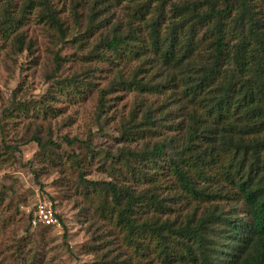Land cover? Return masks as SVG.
<instances>
[{"label":"rangeland","instance_id":"obj_1","mask_svg":"<svg viewBox=\"0 0 264 264\" xmlns=\"http://www.w3.org/2000/svg\"><path fill=\"white\" fill-rule=\"evenodd\" d=\"M26 1L0 0V20L9 8L21 22L10 34L0 31V264H134L122 247L121 228L98 197L105 194L104 183L135 196L174 197L168 201L171 219L195 208L179 197L168 172L149 181L151 173L141 177L133 159L173 132L176 113L154 134L143 136L147 128L141 124L149 108L156 118L169 114L175 107L167 103L169 94L111 90L119 74L144 83L165 80L149 57L116 62L103 43L116 24L128 28L134 8L145 0H50L65 40L45 19L39 0L28 8ZM179 1L187 0H173L169 16ZM255 4L264 17V0ZM92 9L104 21L90 30ZM43 197L53 203L59 226L32 227ZM152 214L141 212L140 222Z\"/></svg>","mask_w":264,"mask_h":264},{"label":"trees","instance_id":"obj_2","mask_svg":"<svg viewBox=\"0 0 264 264\" xmlns=\"http://www.w3.org/2000/svg\"><path fill=\"white\" fill-rule=\"evenodd\" d=\"M172 1L137 4L128 28L116 24L103 43L116 62L149 57L162 69L163 83L119 74L111 90L169 94L167 103L175 106L169 114L156 118L149 108L141 124L147 128L143 136L154 134L176 113L173 132L133 159L141 177L151 173L149 181L168 172L179 197L195 208L171 219L168 201L174 197L135 196L113 183H104L105 194L98 197L121 228L122 247L134 264H264V17L256 0L179 1L169 16ZM33 4L27 0L25 8ZM38 5L65 40L50 0ZM95 11L90 30L104 21ZM20 23L5 9L0 31L10 34ZM16 40L21 48L22 37ZM32 141L49 147L39 137ZM141 212L153 214L140 222Z\"/></svg>","mask_w":264,"mask_h":264},{"label":"built area","instance_id":"obj_3","mask_svg":"<svg viewBox=\"0 0 264 264\" xmlns=\"http://www.w3.org/2000/svg\"><path fill=\"white\" fill-rule=\"evenodd\" d=\"M59 219L53 203L46 197L39 200L32 217L33 228L59 226Z\"/></svg>","mask_w":264,"mask_h":264}]
</instances>
